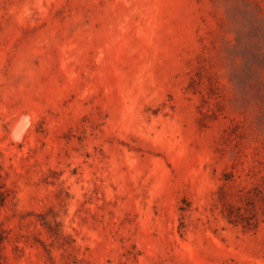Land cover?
<instances>
[{
    "label": "rangeland",
    "instance_id": "1",
    "mask_svg": "<svg viewBox=\"0 0 264 264\" xmlns=\"http://www.w3.org/2000/svg\"><path fill=\"white\" fill-rule=\"evenodd\" d=\"M0 264H264V0H0Z\"/></svg>",
    "mask_w": 264,
    "mask_h": 264
}]
</instances>
